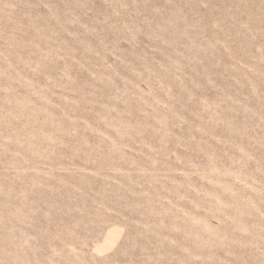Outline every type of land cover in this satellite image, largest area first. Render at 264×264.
<instances>
[{
    "label": "rangeland",
    "instance_id": "1",
    "mask_svg": "<svg viewBox=\"0 0 264 264\" xmlns=\"http://www.w3.org/2000/svg\"><path fill=\"white\" fill-rule=\"evenodd\" d=\"M0 264H264V0H0Z\"/></svg>",
    "mask_w": 264,
    "mask_h": 264
}]
</instances>
